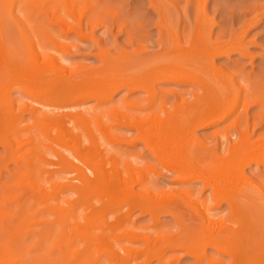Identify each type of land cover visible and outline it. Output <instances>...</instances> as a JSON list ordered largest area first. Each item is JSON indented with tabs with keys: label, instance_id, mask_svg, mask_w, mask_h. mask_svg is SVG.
Masks as SVG:
<instances>
[{
	"label": "bare ground",
	"instance_id": "6f19581e",
	"mask_svg": "<svg viewBox=\"0 0 264 264\" xmlns=\"http://www.w3.org/2000/svg\"><path fill=\"white\" fill-rule=\"evenodd\" d=\"M5 1L0 0V232L7 239L0 242V264H179L184 255L191 264H264V171L245 169L264 164V131L254 140L249 130L250 124H264V91L216 65L215 56L244 53L247 45L224 40V32L221 41L207 40L202 23L208 0L194 1L199 25L192 35L183 32L186 45L170 25L167 3L148 0L159 15L160 49L150 53L145 39L146 49H100L101 65L94 68L72 65L68 52L78 38L93 37L94 26L109 30L111 3L10 0V12L16 6L21 14L14 18L16 42L5 21ZM164 81L191 88V96L179 86L171 98L170 90L158 88ZM120 88L142 95L130 101L125 95L108 108ZM14 89L22 94L17 103ZM88 99L94 103L86 105ZM253 105L257 110L249 114ZM109 109V120H101ZM223 118L229 121L213 130L214 141L201 139L199 128ZM123 126L134 127L135 134ZM136 140L149 156L117 145ZM167 170L180 183L177 190L159 186L156 177ZM194 182L201 187L193 188ZM75 193L83 198L81 223L75 222ZM135 209L148 214L151 226L130 218ZM164 214L171 219L163 221ZM77 239L82 248L75 246Z\"/></svg>",
	"mask_w": 264,
	"mask_h": 264
},
{
	"label": "rangeland",
	"instance_id": "374dc122",
	"mask_svg": "<svg viewBox=\"0 0 264 264\" xmlns=\"http://www.w3.org/2000/svg\"><path fill=\"white\" fill-rule=\"evenodd\" d=\"M99 1L103 2L102 5H104V3L106 4L111 3L109 5H112L113 7L106 5L108 6L107 10L109 11L107 17L109 21L112 19L114 22L109 23L111 28L109 25L107 26L109 27V30L104 29L103 26L96 25L93 27L94 29L93 37L87 36L84 38H78L79 41H76V44L73 46L75 48H71V50L72 49L73 50L72 51L69 50L68 52L67 59H69L68 61L72 65L76 63V64H83L89 68L99 67L101 65L100 64L101 61L99 57L100 49L106 51L109 50V52L111 51L110 52L111 54L117 53L118 51L119 52L131 51L133 48L137 49L139 47L138 45L140 46L141 44L144 45L142 43L144 39H145L144 43H146L147 46H150L151 44L150 48L148 47L150 53L157 52L160 49V45L157 42L159 38V33L157 26L155 24V21L159 18V15L156 10L149 7L148 0H99ZM162 1H164L163 3L166 2L167 4L164 5H167L166 7H169V9H171L168 10L167 12L169 13V18H171V15L173 16V20L170 19L171 22L170 25L172 29L175 30V33H178L180 34V36H182L181 37L182 40L180 41V43L182 44L184 42L182 45L184 44L186 45L187 41L185 39H187V36L185 38L184 37L185 34L183 32L187 30V32L185 33L186 34L189 33L190 35H192L191 33L193 32L194 27L199 25V23H197L198 16H196L197 14H196L195 2H194L195 0H191V2L190 0L189 1L162 0ZM8 3H10V0H6L3 4L4 11L8 9V12L5 11L6 12L5 21L7 24V28L9 29L8 32L10 36L11 37L14 36L12 39L17 42L20 38L19 37L20 33H19L18 24L16 23L15 19L17 17H21V14L19 8L16 6L13 8V11L11 13ZM206 4L205 7L207 8L204 11L207 12H203V17L206 21L202 23V27L204 33H206L205 34L206 37L208 36L207 40H209L210 42H215L219 39L218 37H221L220 33L224 32L226 36L224 40L227 39L233 40L236 38L237 40L242 41L243 44L247 45L246 50L247 47L249 49V51H247L248 53L246 52L247 54H244L246 50L243 53L241 51H236L237 49H234L230 52L231 55H227L225 53H222L224 55L221 54L217 55L215 56L216 59L214 58L216 65L222 67L224 70H228L227 72H233L234 74L236 73L237 75L235 74V76L236 77L238 76L237 79L238 78L240 79L241 77H244L247 80L249 79L248 82L253 84L254 87L256 86L255 89L258 93L261 91V90L258 91L257 90L258 88L259 89L261 88L262 91H264V0H208L206 1ZM170 11L172 14L170 13ZM106 13L108 12L106 11ZM122 20H123L122 22L123 26L121 27L120 24ZM128 23L129 25H127ZM145 23H148L149 25L148 28H147L148 25L144 26ZM128 29H130L131 31L133 29L135 37L131 33L130 35L128 34L129 33ZM90 31L91 28L88 27L86 32L90 33ZM224 34L222 35L224 36ZM69 36L72 37L75 35L73 32H70ZM183 38H185L184 40L186 42L183 40ZM221 39L223 40V38ZM138 40L140 42H137ZM146 44L144 46H146ZM147 46L144 49H146ZM157 84L159 90L161 89V91L164 93L170 90L169 94L171 98L174 96V92H172L171 89H175V90L181 89L180 91L182 92H183L182 89H184L185 91V88H183L185 87L184 85L181 86L179 85L180 86L179 89V86L173 81L157 82ZM187 91H188L187 97H190L192 94L191 88H188V90L185 91L186 94ZM259 94H261L264 97V94L262 92H260ZM21 95L22 94L17 89H14L12 91V98L14 103H17L21 100L22 98ZM125 95L127 96V99L130 101L137 97H140L142 94H140L139 91L131 93L128 90H126V88H120L116 90V92L113 94V102L108 106V108H111L115 104L120 102ZM85 103L86 105L87 104L90 105L93 104L94 101L92 99H88L86 100ZM256 110H257L256 105L251 106L249 109V114H251V112H255ZM110 111L111 109L106 111L101 116L100 119L104 121L109 120V117L111 116L109 115ZM23 113L25 118H29L30 116L29 111L24 110ZM251 118L252 117L250 116L249 119L251 120ZM228 121L229 118H223L222 120L218 121L219 123L215 122L213 124H209L207 126L199 128L197 130V133L199 134L201 139L207 142H209L210 140L214 141L215 138L212 132L225 126L228 123ZM261 122L262 121H260L259 125L250 124L249 126L250 134L251 136L253 135L252 138L254 140L255 138L258 137V135L261 132L264 131V124L263 122L262 123ZM78 123L80 122L78 121ZM122 129H124L129 136H133L135 134L134 127L123 126ZM117 145H119L122 148H125L128 152H132L135 154L142 153L144 156H149L148 151L144 149L143 143L139 140H136L135 142H131V143L127 141L117 142ZM1 150L2 147L0 146V152ZM221 151L222 150L219 149V153ZM81 165L86 166L85 164H81ZM251 166H245V169L249 174H253V172L255 171H259V172L264 171L263 163L258 164L256 162H252ZM13 167L14 165L11 162H9V169L11 170L13 169ZM168 171L169 170L164 171V175H161V173H159L160 175H157L158 177L156 178L158 184L161 188H171L177 190L176 187H179L180 183L175 179L174 172L173 171L168 172ZM194 183L192 184L193 188L199 189V187H201V184L199 182H194ZM205 193L206 191L203 194ZM196 194H198V192ZM74 196H75V206L78 207L77 210L78 216L75 217V222L81 223L84 221L81 216V214L84 213L82 206L83 198L80 194H76V193ZM187 208L188 207H183V210L185 211L182 210L183 212H185V215L187 214V212L190 211L189 208H188L189 210L187 211L186 210ZM189 214L190 215L188 217L191 216L190 212ZM170 217L171 216L169 214H164L162 215V220L167 221L168 219H171ZM188 217H186L188 219L187 221H190ZM130 218L133 219L136 222V224L139 226L140 225L151 226L152 224V221L149 219L148 214L139 213L138 209H135L134 212L133 211L131 212ZM3 220L0 217V231H2L1 226ZM79 229L80 227H78V230ZM6 239H7L6 235L0 232V242L3 243ZM84 245L85 243L80 239L75 240V246L82 248ZM92 249H96L95 245L92 246ZM2 251L3 250L0 247V253ZM209 251H212V249H209ZM172 252L174 251H169V253ZM87 254L88 253L84 251L82 253V255L84 256ZM178 259L177 262L179 264H191L193 261L192 257L188 255H184L182 257L180 256V258ZM152 262L153 264L157 263L155 260H152Z\"/></svg>",
	"mask_w": 264,
	"mask_h": 264
}]
</instances>
